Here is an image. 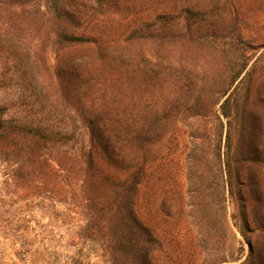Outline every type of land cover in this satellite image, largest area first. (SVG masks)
Instances as JSON below:
<instances>
[{"label": "trees", "instance_id": "16d2710c", "mask_svg": "<svg viewBox=\"0 0 264 264\" xmlns=\"http://www.w3.org/2000/svg\"><path fill=\"white\" fill-rule=\"evenodd\" d=\"M263 6L0 0L28 106H0L11 181L78 210L109 264H264V25L247 33Z\"/></svg>", "mask_w": 264, "mask_h": 264}, {"label": "rangeland", "instance_id": "374dc122", "mask_svg": "<svg viewBox=\"0 0 264 264\" xmlns=\"http://www.w3.org/2000/svg\"><path fill=\"white\" fill-rule=\"evenodd\" d=\"M249 21L247 33L256 30L254 21L263 26L264 6L253 12ZM259 36L264 41L263 28ZM55 59L56 55L51 53L50 60ZM17 83L13 68L0 62V106L7 107L6 118L28 111ZM174 140L169 152L181 159L182 141L176 146ZM9 172L0 162V264H71L74 260L77 264H109L97 244L78 237L79 226L83 224L78 210L49 197L20 190L11 181ZM227 205L230 221L240 226L234 200L229 199ZM243 247L242 258L248 254L244 242Z\"/></svg>", "mask_w": 264, "mask_h": 264}]
</instances>
